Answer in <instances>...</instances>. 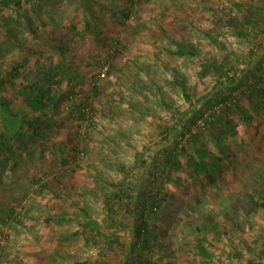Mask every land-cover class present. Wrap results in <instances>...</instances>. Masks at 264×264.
Instances as JSON below:
<instances>
[{
    "label": "rangeland",
    "instance_id": "374dc122",
    "mask_svg": "<svg viewBox=\"0 0 264 264\" xmlns=\"http://www.w3.org/2000/svg\"><path fill=\"white\" fill-rule=\"evenodd\" d=\"M43 74L53 84L41 113L18 91ZM255 89L264 0H0V264H264ZM216 91L227 101L209 110ZM228 106L237 136L219 155L210 120ZM199 146L219 161L193 175ZM168 152L179 166L164 167ZM198 235L211 262L196 255Z\"/></svg>",
    "mask_w": 264,
    "mask_h": 264
},
{
    "label": "trees",
    "instance_id": "16d2710c",
    "mask_svg": "<svg viewBox=\"0 0 264 264\" xmlns=\"http://www.w3.org/2000/svg\"><path fill=\"white\" fill-rule=\"evenodd\" d=\"M18 6H20L19 3H17ZM255 15L251 13V11L246 12L245 14L242 15V20L244 23L250 22ZM236 17H231L233 21H237L235 19ZM253 24V23H252ZM251 24V25H252ZM236 26V25H235ZM242 38L244 40H247V36L242 35ZM214 40L213 38H211ZM219 62L217 60H211V61H204L201 64V71L206 75L209 73L212 67L218 68L219 67ZM230 79V78H228ZM232 79V78H231ZM52 81L51 78H48L45 74L41 75V77L37 78L36 81L32 84L28 85H22L21 89L18 91L19 96L22 98L23 103L30 108L34 112H41L43 113L46 108H48L49 103H50V97H51V86H52ZM180 88L182 89V92L184 93L186 99L189 101V96H188V91L189 89L184 85V83H179ZM249 88V87H248ZM218 91V90H217ZM213 93V95L206 97L205 99H202V102L210 108L209 110L213 109L215 104L218 103H226V97L220 98L219 93ZM249 99L253 104H262V101H264V93L260 92L259 90H251L249 92ZM218 102V103H217ZM255 102V103H254ZM254 106V105H253ZM87 109L86 107H83ZM81 108V111L84 110ZM230 107H224V110L220 111L219 113L213 112L212 118L210 120V124L212 129H215L214 132H212V140H213V145L215 146L217 153L220 155L223 150H224V142L226 139L229 138H234L237 136V131H236V126L232 124V122L228 119L227 112ZM242 121L244 123H249L250 122V117L248 114L243 113L242 114ZM200 117V116H199ZM202 117V116H201ZM198 120V117L194 119V122ZM40 120H37V122H34L35 124L39 123ZM10 123V122H9ZM33 123V124H34ZM29 124V125H33ZM0 139L4 140V142L0 143V154L6 150V142H5V136L0 135ZM181 139L177 140L175 142V147L174 149L177 150V148H181L180 145ZM217 156L213 154H209L208 150L206 148H203V146H199L194 152L193 155H188V159L186 161V166L188 169H192L193 175H199L201 173H206L209 168L215 166L218 162ZM169 165L173 166H179L178 162L176 159L172 156V152H168V157L166 159V164L164 167H168ZM121 189V188H120ZM120 190H118L119 193ZM117 201H121V194H118L115 196ZM114 199V197H113ZM131 199V198H130ZM132 203V202H131ZM105 205V210H106V218L105 221H112V217L114 215V209H115V204L111 201V199L108 201L106 200L104 202ZM145 204H142V213H141V219H143V216L145 214ZM137 231L136 235H139V232L143 231L144 229V221L141 220L140 223H137ZM84 228L91 229L92 225L91 223H87L86 225L83 226ZM207 239L202 236L198 235L195 240V251L197 257L200 258L204 263L205 262H211L212 256L208 253L207 248ZM84 264H89V263H84Z\"/></svg>",
    "mask_w": 264,
    "mask_h": 264
},
{
    "label": "built area",
    "instance_id": "2783aa9c",
    "mask_svg": "<svg viewBox=\"0 0 264 264\" xmlns=\"http://www.w3.org/2000/svg\"><path fill=\"white\" fill-rule=\"evenodd\" d=\"M107 72H108V66H104L102 68V70L98 73L97 79L98 80H103L106 77ZM82 112L87 114L88 113V109H84V110H82Z\"/></svg>",
    "mask_w": 264,
    "mask_h": 264
}]
</instances>
